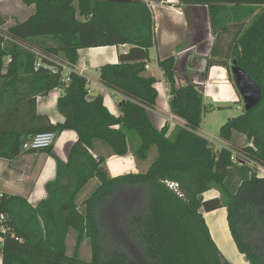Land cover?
Wrapping results in <instances>:
<instances>
[{
    "label": "trees",
    "instance_id": "trees-1",
    "mask_svg": "<svg viewBox=\"0 0 264 264\" xmlns=\"http://www.w3.org/2000/svg\"><path fill=\"white\" fill-rule=\"evenodd\" d=\"M22 1L33 5L25 19L5 25L8 17L0 12V158L13 159L38 132L72 130L76 140L65 161L55 157V177L35 206L24 196L0 194L1 264H141L137 256L147 264H223L200 212L221 207L238 252L248 264H264V175L255 171V165L264 169V8L257 11L264 0H179L207 7L213 44L203 77L212 65L230 73L235 60L262 91L256 107L242 108L220 127L225 144L218 149L198 133L208 110L203 91L193 81L180 82L172 55L157 63L170 113L182 122L159 129L152 124L147 110L156 103L157 79L145 74V65L154 21L143 0ZM119 44L129 50L98 69L100 82L123 97L115 115L100 94L89 96L83 75L71 71L64 84L62 69L76 63L80 48ZM57 87L63 121H26L21 98L31 95L26 105L34 115L35 97ZM234 132L252 145L230 143ZM152 146L156 157L143 173L111 176L105 167L110 155L130 151L145 160ZM92 179L81 210L77 200ZM212 189L219 195L202 197ZM70 231L76 242L68 254ZM85 238L88 261L79 256Z\"/></svg>",
    "mask_w": 264,
    "mask_h": 264
},
{
    "label": "crops",
    "instance_id": "crops-1",
    "mask_svg": "<svg viewBox=\"0 0 264 264\" xmlns=\"http://www.w3.org/2000/svg\"><path fill=\"white\" fill-rule=\"evenodd\" d=\"M152 15L154 45L149 49V61L146 64L147 68L145 67V74L157 79V90L159 85L164 92L168 90L165 87L162 71L157 61L172 55L177 60L176 69L181 83L193 81L199 87L203 86L205 97L209 95L211 99L230 100V95L227 93L229 80L224 67L212 65L208 69L207 78L203 77V71L206 67L205 58L209 56L213 44L207 7L181 2L176 6L158 4L152 9ZM129 47L127 44H119L80 48L77 50L76 63L72 66L63 65L62 75L65 77L71 71L83 75L89 82V96L100 94L109 111L118 115L119 103L123 97L100 82L98 69L105 64L116 63L118 53L127 52ZM150 50H153V55L150 54ZM61 93L62 90L53 89L46 95H37L34 105L35 113L34 115L31 114L32 116H29L32 111L30 112L29 106L26 105V100L31 95L22 97L20 104H23L22 115L24 119L27 121L28 118L44 116V120H42L44 122L47 121L51 124L62 122L63 116L56 106L57 98ZM166 94H161L163 99L161 104L165 108H160L155 103L153 108L147 110L152 124L158 129L165 123L172 127L181 121L170 113L166 99L168 94ZM205 100L206 98H204V102H206ZM75 140L76 133L74 131L63 130L55 135L50 152L45 150L26 151L21 148L20 153L13 159L0 158V194L24 196L35 206L45 195V183L55 177V157L65 161ZM134 164L133 156L129 155V152L121 156L110 155L105 161V167L111 176L131 172ZM215 211H211L212 214Z\"/></svg>",
    "mask_w": 264,
    "mask_h": 264
},
{
    "label": "rangeland",
    "instance_id": "rangeland-1",
    "mask_svg": "<svg viewBox=\"0 0 264 264\" xmlns=\"http://www.w3.org/2000/svg\"><path fill=\"white\" fill-rule=\"evenodd\" d=\"M158 2V0H155ZM264 7H259L257 11L260 9H263ZM0 11L8 17V20L5 25H9L14 23L15 21H20L25 19L26 16L31 14L33 12V5L27 6L23 3L22 0H0ZM150 54L153 55V50H150ZM228 80L229 85L227 86V93L230 95V100L227 99H211L209 95L204 98H206V106L208 110L204 112L201 115V125L198 129L199 135H201L204 138L211 139L212 145L215 149H218L222 147L225 144V141L221 140L219 138V129L220 127L226 122L228 118L236 117L239 114L242 113L243 108V102L241 97L236 93L233 85H232V76L231 72L228 74ZM201 89L204 94V88L201 85ZM162 89H158V96L156 98V104L160 108H165L161 104L162 99ZM172 124V123H171ZM170 127V126H169ZM174 126L170 127L173 128ZM229 141L230 143H233L238 146H244L248 143L252 144V140H247L246 135L240 132H234ZM100 153H102L105 156L109 155V150L100 148ZM129 155L133 156L134 165L132 167L131 172L132 173H143L146 171V168L150 165V163L155 159L156 157V148L152 146L149 149L147 158L145 160H139L137 157L134 156L133 152L130 151ZM255 171L259 175H264V169L259 166L255 165ZM125 173V172H124ZM121 173V174H124ZM96 183V179H92L89 181V183L86 185L83 193L79 195V198L77 200V203L79 205V209H83L82 201L84 200V196L88 195L90 191L94 188V185ZM219 195L218 191L212 189L205 191L202 194L203 198H210L213 196ZM200 212L203 214V217L205 218L207 225L209 227L211 236L216 243L218 249L221 251V254L223 256V264H248L247 260L245 259L244 255L238 252L231 236L228 230L227 221H226V210L224 207L219 208L212 214L204 212L202 209H200ZM211 221V222H209ZM67 253L71 254L73 252V248L76 242V233L74 231H70L67 236ZM79 256L85 260L88 261L91 257V247L90 243L87 238L84 239V241L81 243V246L79 248ZM136 256V255H135ZM137 259L141 264H147L145 261L142 263V258L137 256Z\"/></svg>",
    "mask_w": 264,
    "mask_h": 264
},
{
    "label": "built area",
    "instance_id": "built-area-1",
    "mask_svg": "<svg viewBox=\"0 0 264 264\" xmlns=\"http://www.w3.org/2000/svg\"><path fill=\"white\" fill-rule=\"evenodd\" d=\"M143 2H145L146 5L152 10L158 4L176 6L179 3V0H158V2H156L155 0H143ZM39 65H40V61L35 62L34 63V69L38 68ZM145 67L147 68V65H145ZM53 69L55 70V68H53ZM68 80L69 79H68V75H67L63 78L64 84L66 82H68ZM165 87H166V85H165ZM54 90H60L61 91V88L57 87ZM162 93L165 95L167 93V90H166V92H164L162 89ZM166 99L168 101V95L166 96ZM204 104H206V102H204ZM180 122H182V120ZM54 140H55V133L54 132H52V131L38 132V133H35L34 135L28 137L27 139H25L21 145V148L23 150H26V151L43 150V149H46V148H49L50 146H52ZM210 141H211V139H210ZM249 145L251 146L252 144H249ZM167 184L170 188H176L177 187V183H175V182H168ZM0 219H3L2 215H0Z\"/></svg>",
    "mask_w": 264,
    "mask_h": 264
},
{
    "label": "water",
    "instance_id": "water-1",
    "mask_svg": "<svg viewBox=\"0 0 264 264\" xmlns=\"http://www.w3.org/2000/svg\"><path fill=\"white\" fill-rule=\"evenodd\" d=\"M230 72L232 81L242 99L244 110L256 107L262 98L261 88L237 65L235 60L231 62Z\"/></svg>",
    "mask_w": 264,
    "mask_h": 264
},
{
    "label": "bare ground",
    "instance_id": "bare-ground-1",
    "mask_svg": "<svg viewBox=\"0 0 264 264\" xmlns=\"http://www.w3.org/2000/svg\"><path fill=\"white\" fill-rule=\"evenodd\" d=\"M209 222H211V221H209Z\"/></svg>",
    "mask_w": 264,
    "mask_h": 264
}]
</instances>
